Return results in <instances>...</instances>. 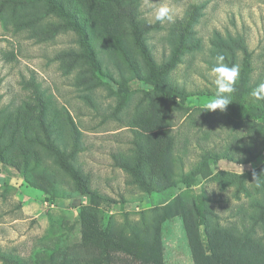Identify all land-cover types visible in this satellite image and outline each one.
Wrapping results in <instances>:
<instances>
[{
	"label": "rangeland",
	"instance_id": "374dc122",
	"mask_svg": "<svg viewBox=\"0 0 264 264\" xmlns=\"http://www.w3.org/2000/svg\"><path fill=\"white\" fill-rule=\"evenodd\" d=\"M57 1L94 62L46 0H0V264H264V0ZM133 24L158 66L181 45L168 70ZM217 55L236 91L203 110Z\"/></svg>",
	"mask_w": 264,
	"mask_h": 264
},
{
	"label": "clouds",
	"instance_id": "9594fccd",
	"mask_svg": "<svg viewBox=\"0 0 264 264\" xmlns=\"http://www.w3.org/2000/svg\"><path fill=\"white\" fill-rule=\"evenodd\" d=\"M155 20L158 22H172L174 20L172 9L167 3H161L155 9ZM210 75L214 77L215 91L214 94L205 101L203 110L223 111L226 106L233 101L232 95L236 91V84L240 75V68L238 65L229 66L225 63L223 55L215 57V64L211 68ZM250 96L253 102L264 101V81L258 83L250 91ZM254 175V181L259 186L260 175Z\"/></svg>",
	"mask_w": 264,
	"mask_h": 264
},
{
	"label": "trees",
	"instance_id": "16d2710c",
	"mask_svg": "<svg viewBox=\"0 0 264 264\" xmlns=\"http://www.w3.org/2000/svg\"><path fill=\"white\" fill-rule=\"evenodd\" d=\"M9 1L15 2V0H9ZM20 1L22 2V0H20ZM46 1L62 13V15L64 16V19L66 21L65 23L70 28V30L73 31L74 34L78 37L80 46L82 47L83 50L87 51V54H86L87 57H89V59L92 62H94L95 59L92 56V54L89 52L88 36H87V32H86L84 26L79 22V20L76 18V16L74 14L66 12L63 8L62 3H60L59 1H57V0H46ZM132 33H133V39H134V43L137 47V50L141 54L146 66L148 67V69L150 70V72L153 75L157 76L158 74L165 72L166 70H168L172 66L173 62L176 59L177 54L179 53V51L181 49L180 44H178L174 48L169 62L163 66H158L155 63L152 55L150 54L148 46L144 42V38L142 36L141 30L135 24L132 25ZM75 55H77V54H75ZM78 55H81V54H78ZM247 65H248V62L245 60L243 72H242V76H241L242 79L245 76V72H248V69H246ZM246 110H247V108H245V109L239 108V111H240L239 113L244 114L246 112ZM48 138L49 137L47 136V140H48ZM48 142H49V145H51V147H53L52 142L50 140ZM250 154H252V152ZM222 156L223 155L216 154L213 151V149L205 150L201 156L200 162H198V164H197V171L198 172L206 171L208 169L209 162H211L214 159L221 158ZM224 157H226V156H224ZM252 157L253 156H250L248 158V161H250L252 159ZM64 165L66 166L67 164L64 163ZM66 167H68V166H66Z\"/></svg>",
	"mask_w": 264,
	"mask_h": 264
}]
</instances>
